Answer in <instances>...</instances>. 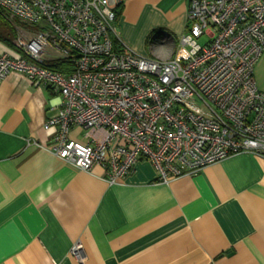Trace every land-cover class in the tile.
I'll use <instances>...</instances> for the list:
<instances>
[{
	"label": "built area",
	"instance_id": "1",
	"mask_svg": "<svg viewBox=\"0 0 264 264\" xmlns=\"http://www.w3.org/2000/svg\"><path fill=\"white\" fill-rule=\"evenodd\" d=\"M127 1L0 0V13L25 27L16 28L21 53H0V83L19 73L60 98L43 125L49 152L79 171L100 167L109 185L140 159L163 185L237 154L264 159V93L253 77L264 51V0H182L185 53L169 60L121 42L115 9ZM169 41L157 32L150 44ZM57 62L62 71L50 68ZM73 130L82 142L70 138ZM79 248L70 251L76 260Z\"/></svg>",
	"mask_w": 264,
	"mask_h": 264
},
{
	"label": "crops",
	"instance_id": "2",
	"mask_svg": "<svg viewBox=\"0 0 264 264\" xmlns=\"http://www.w3.org/2000/svg\"><path fill=\"white\" fill-rule=\"evenodd\" d=\"M186 15L182 0H128L115 26L125 46L169 60L151 35H184ZM253 77L264 93V51ZM59 106L19 73L0 83V264H264L263 158L237 154L165 185L140 159L109 185L100 167L79 171L49 152L43 125Z\"/></svg>",
	"mask_w": 264,
	"mask_h": 264
},
{
	"label": "trees",
	"instance_id": "3",
	"mask_svg": "<svg viewBox=\"0 0 264 264\" xmlns=\"http://www.w3.org/2000/svg\"><path fill=\"white\" fill-rule=\"evenodd\" d=\"M122 6L120 5L115 9V25L117 24L121 13H122ZM25 28L21 24H19L16 21L9 20L6 16H3L0 13V44L4 45L8 49L20 54L21 50L17 45V34H16V28ZM154 32L151 36H153ZM50 68L56 71H62L63 70V62H57L50 65Z\"/></svg>",
	"mask_w": 264,
	"mask_h": 264
},
{
	"label": "rangeland",
	"instance_id": "4",
	"mask_svg": "<svg viewBox=\"0 0 264 264\" xmlns=\"http://www.w3.org/2000/svg\"><path fill=\"white\" fill-rule=\"evenodd\" d=\"M19 28V27H18ZM28 31L30 32H37V29L35 28H27ZM170 37H171V41H169L168 44L165 45V47H171L172 51H173V58L175 57H179L181 55H183L185 53V51L181 48L180 46V38L182 36V34H178V35H171V34H168ZM152 39V36L150 38V40ZM149 40V41H150ZM197 43H200L202 44V39L201 40H198ZM144 45V44H143ZM128 49H130L131 51H133L134 53L140 55V56H144L138 52H136L135 50L129 48L128 46H126ZM145 49L147 51H149L150 47H149V44L147 42V45H145ZM145 57V56H144Z\"/></svg>",
	"mask_w": 264,
	"mask_h": 264
}]
</instances>
